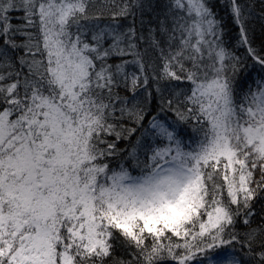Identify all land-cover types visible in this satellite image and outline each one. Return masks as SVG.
Masks as SVG:
<instances>
[{"label":"snow or ice","instance_id":"6c2138e0","mask_svg":"<svg viewBox=\"0 0 264 264\" xmlns=\"http://www.w3.org/2000/svg\"><path fill=\"white\" fill-rule=\"evenodd\" d=\"M0 264H264V0H0Z\"/></svg>","mask_w":264,"mask_h":264}]
</instances>
